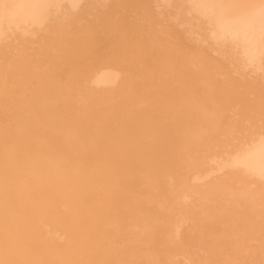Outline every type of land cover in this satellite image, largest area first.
<instances>
[{"label":"bare ground","instance_id":"6f19581e","mask_svg":"<svg viewBox=\"0 0 264 264\" xmlns=\"http://www.w3.org/2000/svg\"><path fill=\"white\" fill-rule=\"evenodd\" d=\"M233 2L0 0V264H264V45Z\"/></svg>","mask_w":264,"mask_h":264},{"label":"snow or ice","instance_id":"6c2138e0","mask_svg":"<svg viewBox=\"0 0 264 264\" xmlns=\"http://www.w3.org/2000/svg\"><path fill=\"white\" fill-rule=\"evenodd\" d=\"M216 7L228 10L230 13H234L242 18H258L261 42L264 45V0H258V2L238 0V2L216 5Z\"/></svg>","mask_w":264,"mask_h":264},{"label":"rangeland","instance_id":"374dc122","mask_svg":"<svg viewBox=\"0 0 264 264\" xmlns=\"http://www.w3.org/2000/svg\"><path fill=\"white\" fill-rule=\"evenodd\" d=\"M48 170L49 171H53L52 167H50ZM36 177H39V175L37 174ZM44 177H45V175H41L40 176V179H42ZM54 180L55 179H53V182L55 183L54 189L52 188L53 189V192H54V196L52 195L51 191L49 190V192L51 193V195H46L47 196L46 197V200H48V201L53 200L56 203V201H57L56 198L59 199L58 201L63 200V198H61V195H60L61 193L59 191V187L57 186L58 188H56V182ZM47 184H49V183L46 182V181L41 182V188H45L46 187L45 185H47Z\"/></svg>","mask_w":264,"mask_h":264}]
</instances>
